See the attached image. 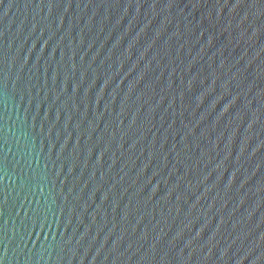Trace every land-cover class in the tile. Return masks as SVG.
Segmentation results:
<instances>
[{"label":"water","instance_id":"water-1","mask_svg":"<svg viewBox=\"0 0 264 264\" xmlns=\"http://www.w3.org/2000/svg\"><path fill=\"white\" fill-rule=\"evenodd\" d=\"M0 264H264V0H0Z\"/></svg>","mask_w":264,"mask_h":264}]
</instances>
